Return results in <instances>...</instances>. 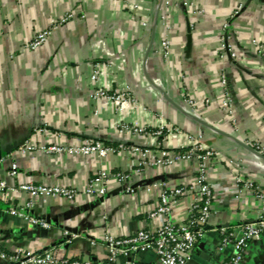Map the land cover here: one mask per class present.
I'll use <instances>...</instances> for the list:
<instances>
[{
  "label": "crops",
  "instance_id": "0c3cea01",
  "mask_svg": "<svg viewBox=\"0 0 264 264\" xmlns=\"http://www.w3.org/2000/svg\"><path fill=\"white\" fill-rule=\"evenodd\" d=\"M52 21L57 25L46 43L36 51L27 48ZM164 36L173 44L168 56L161 50ZM228 45L240 51L236 63L227 56ZM224 73L237 128L228 122L217 87ZM100 89L128 91L132 100L119 111L94 97ZM122 124L143 132L122 133ZM69 141L100 142L114 152L103 158L67 156L22 146ZM197 141L201 153H215L207 163L214 201L189 264H224L232 248L220 250L222 229L237 234L258 220L262 207L245 184L264 188V160L241 143L264 149V0H0V181L12 188L32 183L78 191L73 200L42 198L24 209L48 228L10 214L31 201L28 194L7 190L0 196V249L6 254L104 257L105 234L126 237L145 225L159 196L155 184L193 182L202 161L167 166L158 160L162 151L185 153ZM135 147L149 151L148 165L141 164ZM101 170L110 177L89 193ZM188 202L173 205L175 218L186 217ZM66 233L76 236L68 240ZM154 261L151 254L141 257V264ZM241 264H264V234L250 243Z\"/></svg>",
  "mask_w": 264,
  "mask_h": 264
},
{
  "label": "built area",
  "instance_id": "2783aa9c",
  "mask_svg": "<svg viewBox=\"0 0 264 264\" xmlns=\"http://www.w3.org/2000/svg\"><path fill=\"white\" fill-rule=\"evenodd\" d=\"M136 7V6H135ZM232 16L234 14L232 13ZM165 25L169 26L168 20H163ZM57 25L56 21H52L51 26L47 29L36 32L27 44V48L36 51L41 48L47 41L52 29ZM224 28L229 30L228 23ZM254 46L257 43L253 41ZM173 44L169 37L164 36L161 42V50L168 56L172 50ZM227 56L230 60L236 63L240 58V51L231 45L224 46ZM261 49H263L261 47ZM224 56H221V59ZM98 78L97 72L92 75V80L96 82ZM218 89L221 91V103L228 110V122L234 128L238 127L237 121L234 117V110L231 108L230 96V80L226 73L221 74L217 83ZM96 99H105L111 101L116 105L119 111L123 110L124 105L131 102L132 95L125 91L122 93L110 92L100 89L95 92ZM188 105L196 107L197 103L190 98H186ZM206 106L211 104V99H206ZM122 133H142L143 129H136L128 124L120 126ZM41 131V130H40ZM163 129L157 132L161 135ZM197 141L194 146L185 153H179L170 156L167 152L162 151L158 164L172 165L175 162L191 160L197 158L202 161L196 173L193 182L187 186L173 187L168 183L155 184L159 191V196L155 201L153 207L147 211V218L145 225L140 228L135 234L126 237H114L110 234H105L103 242L106 246V254L102 258L86 257H63L59 256L54 251H46L44 253L35 252H18L15 255H8L0 249V260L9 261L11 264H141V257L151 254L155 261L153 264H189L193 258L195 249L199 242L205 235V228L209 222L212 214L214 194L211 184L208 180L207 163L214 157L213 150H207L201 153ZM28 151H44L49 153H56L58 155L67 156H83L90 157L98 155L99 157H106L113 153L114 150L110 147L103 146L100 142L86 141L82 145L75 143L64 142L51 146L39 145L32 146L30 143H23ZM262 145H255L253 149L264 155ZM134 151L139 155L141 164L148 165L151 162L149 151H142L139 147H135ZM157 164V163H155ZM238 167V166H237ZM18 166L12 165L11 176L17 177ZM236 180L241 181L238 170L234 171ZM110 177L108 171H99L97 175L90 181L87 191L94 193V184L104 183ZM120 181L126 182V176L119 174L116 176ZM247 189L254 192L257 200L261 204V212L259 218L254 223H248L242 227L237 234H230L227 230L222 229V240L220 242V250L224 251L227 247L232 248V253L224 264H241L244 260L245 254L252 241L259 240L264 234V188L255 185L253 181L245 184ZM7 190L19 191L29 195L31 201L22 203L21 207H13L10 214L15 217H22L31 224H40L48 228V225L42 223L34 217H27L24 214L25 208H31L35 200L42 198H65L73 200L78 191L75 187H62L57 185H35L32 183L21 184L17 188L8 186L7 182L0 181V196ZM128 192H134L133 189H127ZM101 196L106 194V187L103 186L98 193ZM189 200L188 210L185 218H175L173 215V205L181 200ZM66 236L75 237L66 233ZM91 246H96L95 242Z\"/></svg>",
  "mask_w": 264,
  "mask_h": 264
},
{
  "label": "water",
  "instance_id": "95a60500",
  "mask_svg": "<svg viewBox=\"0 0 264 264\" xmlns=\"http://www.w3.org/2000/svg\"><path fill=\"white\" fill-rule=\"evenodd\" d=\"M241 145L245 146L246 148H248L252 153H254L255 155H258L260 158H262L264 160V155L259 153L258 151H256L255 149L249 147L248 145H246L245 143H241ZM1 158V156H0ZM68 240L71 239V236L67 237Z\"/></svg>",
  "mask_w": 264,
  "mask_h": 264
}]
</instances>
